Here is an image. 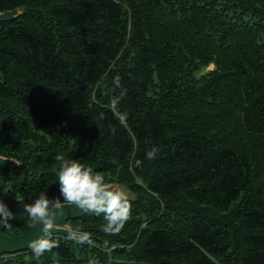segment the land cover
<instances>
[{
    "label": "trees",
    "instance_id": "obj_1",
    "mask_svg": "<svg viewBox=\"0 0 264 264\" xmlns=\"http://www.w3.org/2000/svg\"><path fill=\"white\" fill-rule=\"evenodd\" d=\"M16 8L0 23V156L20 164L0 170L4 233L60 197L57 155L132 208L118 234L93 212L70 221L84 237L0 264H264V0H0Z\"/></svg>",
    "mask_w": 264,
    "mask_h": 264
},
{
    "label": "clouds",
    "instance_id": "obj_2",
    "mask_svg": "<svg viewBox=\"0 0 264 264\" xmlns=\"http://www.w3.org/2000/svg\"><path fill=\"white\" fill-rule=\"evenodd\" d=\"M120 119L123 123L126 117L121 116ZM158 152L159 149L153 147L146 153L147 159H156ZM55 159L60 162L56 172L60 197L50 198L46 193H41L33 203L25 205L32 224L40 227V234L28 241V247L37 258L58 247L52 237L58 215H62L65 206L103 215L107 221L103 230L109 234H118L131 215L132 205L127 194L108 185L100 173L76 160L65 159L62 155H57ZM0 161L4 159L0 158ZM141 163L136 161L137 166ZM14 219L11 209L0 200V225L8 227Z\"/></svg>",
    "mask_w": 264,
    "mask_h": 264
},
{
    "label": "water",
    "instance_id": "obj_3",
    "mask_svg": "<svg viewBox=\"0 0 264 264\" xmlns=\"http://www.w3.org/2000/svg\"><path fill=\"white\" fill-rule=\"evenodd\" d=\"M21 9L16 8L14 10H9L5 12H0V23H7L16 20L21 14ZM3 158L4 161H0V170H9L17 168L20 164L13 158ZM113 188L119 189L125 192L124 188L119 184H108ZM126 193V192H125ZM93 212H84L75 206H65L62 210V215H58L57 224L53 232L54 235L61 236H79L84 237L86 234L76 230L71 224L70 221L73 219L82 218ZM5 227L0 225V257L7 254H14L24 251H32L28 247V241L34 239L37 235L40 234V227L33 226L18 236H9L4 233Z\"/></svg>",
    "mask_w": 264,
    "mask_h": 264
},
{
    "label": "rangeland",
    "instance_id": "obj_4",
    "mask_svg": "<svg viewBox=\"0 0 264 264\" xmlns=\"http://www.w3.org/2000/svg\"><path fill=\"white\" fill-rule=\"evenodd\" d=\"M210 69H212V67H210ZM125 192H126L127 195H129V193H128V191H126V189H125Z\"/></svg>",
    "mask_w": 264,
    "mask_h": 264
}]
</instances>
